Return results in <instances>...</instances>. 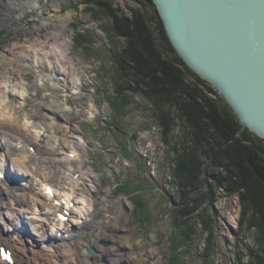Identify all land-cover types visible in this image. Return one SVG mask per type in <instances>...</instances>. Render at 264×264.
<instances>
[{
  "label": "rangeland",
  "instance_id": "1",
  "mask_svg": "<svg viewBox=\"0 0 264 264\" xmlns=\"http://www.w3.org/2000/svg\"><path fill=\"white\" fill-rule=\"evenodd\" d=\"M110 1L127 15L126 7L135 6L131 0ZM61 22L66 29L57 37L60 43L69 41V44L63 47L67 62L59 75L51 52V44L56 37H50L37 52L38 57L44 56L48 63L44 64L41 59L34 62L25 58L24 54L28 42L40 30L41 23ZM77 26L94 33L96 43L93 49L99 57H94L93 52L88 56L87 52L75 46L77 31L74 32V29ZM110 55L99 23L91 19L85 5H80V0H0V62L11 60L15 72H20L15 73L16 78L12 76L9 83L0 79V96H5L15 107H22V111L28 114L29 122L41 132L42 139L36 146L40 151L38 160L43 164L41 177L46 180L45 183L63 193L69 190L71 178H75L82 167V180L76 187L77 198H74V202L82 205L87 199L90 204L99 206L108 219H115L121 207L127 209L124 202H130L131 212L126 224L131 234V248H127L131 264H169L166 255L176 226L171 209L174 208V194L178 193L171 184L170 175L174 154L162 143L161 129L148 111L150 104L145 97L130 95L127 97L129 105L122 111L121 120L115 122L112 119L114 111L105 97L106 91L111 96L116 95L112 80L114 65L108 58ZM9 65L7 63L6 67H12ZM101 67L109 72L105 78H100ZM18 82L29 89L23 98L15 92L18 91ZM46 104L54 105L57 110L51 111ZM48 125H53L54 129L47 132ZM180 133L181 129L177 127L175 135ZM53 137L56 140H52ZM79 137H83L84 141ZM18 139L23 141L20 136L14 140ZM63 139L67 140L64 151L60 150ZM73 152L79 154L80 160L69 157L75 154ZM61 155L70 160L52 161H58ZM10 170L18 174L14 168L10 167ZM121 183L145 187L140 196L147 204V212L134 214L135 207L130 195L119 189ZM17 185H20L22 193H29L30 182L18 180ZM41 206L46 213L48 204L42 201ZM240 211L237 196H229L220 190L213 207L207 209L214 232V252L208 259L201 257L205 236L197 227V236L194 237L190 253L184 254L183 264H237V253L247 264V247L256 249L257 245L252 232L244 233V236L238 234ZM30 212L31 209L26 210L25 217L34 220ZM147 216L148 223L145 221ZM53 218L51 216L46 222V231L55 237L56 232L53 234L51 230ZM72 221L78 219H70L71 224ZM24 223L25 234L32 233L41 238L38 223L29 220H24ZM14 224L22 227L18 220H14ZM99 244L109 248L111 241L103 238ZM114 260V255L106 253L101 257V264H115Z\"/></svg>",
  "mask_w": 264,
  "mask_h": 264
},
{
  "label": "trees",
  "instance_id": "2",
  "mask_svg": "<svg viewBox=\"0 0 264 264\" xmlns=\"http://www.w3.org/2000/svg\"><path fill=\"white\" fill-rule=\"evenodd\" d=\"M131 1L135 6L126 7L128 15L110 0H80V5L99 23L111 54L116 95L104 92L114 111L112 119L121 120L129 105L127 97H145L161 129L162 143L174 154L170 175L178 193L171 214L176 226L167 262L184 263L197 227L205 236L201 257L213 254L214 232L207 209L224 190L239 200L238 234L252 232L255 237L257 248L247 247V264H264V139L243 128L217 90L179 57L153 0ZM74 30L75 46L99 57L93 49L94 33L79 26ZM100 71V78L109 74L104 67ZM177 127L181 133L175 135ZM119 185L122 193L130 195L135 215L147 212L140 196L144 186ZM237 257V264H245L239 253Z\"/></svg>",
  "mask_w": 264,
  "mask_h": 264
},
{
  "label": "bare ground",
  "instance_id": "3",
  "mask_svg": "<svg viewBox=\"0 0 264 264\" xmlns=\"http://www.w3.org/2000/svg\"><path fill=\"white\" fill-rule=\"evenodd\" d=\"M39 27L40 30L37 31V35L28 42L29 45L24 56L34 62L41 59L44 64L48 63L44 56L38 57L37 52L44 47L50 37H56L51 44V52L55 57V69L58 74H62L67 62L65 60L67 58L66 50L63 47L68 45L69 41L60 43L57 36L66 29V25L62 22L41 23ZM10 61L4 59L3 62H0V79L4 80V83H9L10 78L14 77L15 73H20L19 71L15 72L16 69ZM7 63L12 67L7 68ZM17 86L18 91L15 92L21 98L29 93V89L25 84L18 82ZM52 104H46V107L51 111L57 110ZM47 127V132L54 129L53 125ZM36 128L35 125L29 122L28 114L22 111V107L13 106L5 96H0V166L14 168L15 172L18 173L16 174L17 180L30 182V190L28 189L29 193L26 194L21 192L20 185L10 186L7 180L0 181V245L6 244L13 250L15 264H101V257L106 253L115 256V264H131L130 255L127 251V248H131V234L126 224L131 212L130 202H124L127 209L121 207L119 215L115 219L104 217L105 213L102 209L99 206L90 204L86 201L87 199L83 201L82 205L75 201L73 208L69 209V203L73 202L76 197V187L82 180V167L78 171L80 176L77 179L71 178L68 184L69 191L64 190L63 193H60L56 190L53 198L46 195V180L40 174L43 164L38 160L37 156L40 151L39 148H36L42 139V134ZM40 130L45 131L44 129ZM18 136L23 141L19 139L15 141L14 139L17 140ZM79 139L84 141L83 137H79ZM52 140H56V138L53 137ZM66 145L67 140L63 139L60 150L64 151ZM18 146H21V148L18 149ZM29 146H33L37 150L31 153ZM74 156L75 161L80 160L78 153H75ZM58 159V161L54 159L52 161L67 162L70 160L69 157H63L62 155ZM42 189L43 191H41ZM42 201L48 204L46 213V209L44 210V207L41 206ZM30 209L31 215L35 217L34 220L25 217L26 210ZM63 209H69L71 211L70 219H78V221H72V224L70 220L66 224L59 221L57 212ZM124 209L128 214L127 217ZM51 216H54V223L51 222V224L53 223L51 230L53 234L56 232L55 237L46 231V222ZM14 220H18L22 227L14 224ZM24 220L39 224L38 231L42 232L40 239L32 233L29 235L24 233ZM60 231H64L66 235L58 237L57 234ZM103 238L111 241L109 248H103L99 244V241ZM90 248H94V253L89 252Z\"/></svg>",
  "mask_w": 264,
  "mask_h": 264
},
{
  "label": "water",
  "instance_id": "4",
  "mask_svg": "<svg viewBox=\"0 0 264 264\" xmlns=\"http://www.w3.org/2000/svg\"><path fill=\"white\" fill-rule=\"evenodd\" d=\"M153 2L187 67L217 90L243 128L264 139V0Z\"/></svg>",
  "mask_w": 264,
  "mask_h": 264
},
{
  "label": "snow or ice",
  "instance_id": "5",
  "mask_svg": "<svg viewBox=\"0 0 264 264\" xmlns=\"http://www.w3.org/2000/svg\"><path fill=\"white\" fill-rule=\"evenodd\" d=\"M49 191H50V190H49ZM60 219L63 220L64 217L61 216ZM0 256H2L5 260H9V259H10V257H9L7 254H5L2 250H0Z\"/></svg>",
  "mask_w": 264,
  "mask_h": 264
}]
</instances>
